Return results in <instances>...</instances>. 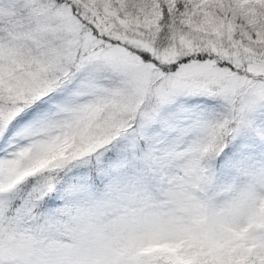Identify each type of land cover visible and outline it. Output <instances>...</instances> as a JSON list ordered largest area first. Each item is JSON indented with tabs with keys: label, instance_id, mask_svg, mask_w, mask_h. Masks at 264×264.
Listing matches in <instances>:
<instances>
[{
	"label": "snow or ice",
	"instance_id": "1",
	"mask_svg": "<svg viewBox=\"0 0 264 264\" xmlns=\"http://www.w3.org/2000/svg\"><path fill=\"white\" fill-rule=\"evenodd\" d=\"M0 264H264V0H0Z\"/></svg>",
	"mask_w": 264,
	"mask_h": 264
}]
</instances>
